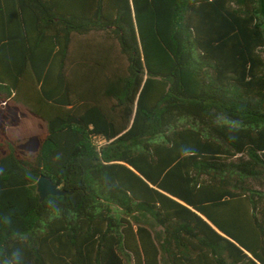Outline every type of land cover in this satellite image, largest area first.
<instances>
[{"label": "trees", "instance_id": "16d2710c", "mask_svg": "<svg viewBox=\"0 0 264 264\" xmlns=\"http://www.w3.org/2000/svg\"><path fill=\"white\" fill-rule=\"evenodd\" d=\"M0 264H264V0H0Z\"/></svg>", "mask_w": 264, "mask_h": 264}, {"label": "water", "instance_id": "95a60500", "mask_svg": "<svg viewBox=\"0 0 264 264\" xmlns=\"http://www.w3.org/2000/svg\"><path fill=\"white\" fill-rule=\"evenodd\" d=\"M37 192L40 197V201H43L47 196H66L71 194L70 191L63 190L55 185L45 175H42L37 182Z\"/></svg>", "mask_w": 264, "mask_h": 264}, {"label": "rangeland", "instance_id": "374dc122", "mask_svg": "<svg viewBox=\"0 0 264 264\" xmlns=\"http://www.w3.org/2000/svg\"><path fill=\"white\" fill-rule=\"evenodd\" d=\"M102 144V142H99V145H101Z\"/></svg>", "mask_w": 264, "mask_h": 264}]
</instances>
